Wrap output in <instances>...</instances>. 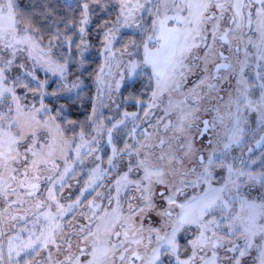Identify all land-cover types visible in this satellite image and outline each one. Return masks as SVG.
Instances as JSON below:
<instances>
[{
  "label": "snow or ice",
  "instance_id": "6c2138e0",
  "mask_svg": "<svg viewBox=\"0 0 264 264\" xmlns=\"http://www.w3.org/2000/svg\"><path fill=\"white\" fill-rule=\"evenodd\" d=\"M109 3L84 0L61 31L43 5L0 0V264H264V0H116L97 100L127 80L150 95L108 125L93 107L89 137L45 101L80 87L90 11ZM122 29L133 38L114 49Z\"/></svg>",
  "mask_w": 264,
  "mask_h": 264
},
{
  "label": "rangeland",
  "instance_id": "374dc122",
  "mask_svg": "<svg viewBox=\"0 0 264 264\" xmlns=\"http://www.w3.org/2000/svg\"><path fill=\"white\" fill-rule=\"evenodd\" d=\"M64 1L68 4L69 3H71V4H74V3L82 4L84 2V0H64ZM114 2L116 5V0H114ZM94 7H96L95 4L94 5L90 4V10L93 9ZM105 12L107 13V11H105ZM94 16H95L94 13L90 11L91 23L87 26V37H86L88 44H89V52L87 55H89L90 57L93 55L94 58H100L101 59V65H102L104 63L103 47L101 46L99 48V47H95V46L91 45L92 39L90 38V35H89V30L94 25L93 24L94 23ZM112 23H115V21L110 22L109 24H112ZM116 35L118 37V42L115 44L114 49H122L123 45L125 43H127V41L129 39L133 38L132 32L129 29H122L121 32L116 33ZM88 66H89V64L86 62L85 67L87 69H88ZM70 71L72 74L68 76V80L66 81V83H68L69 86H70L71 82H74L75 75H77L80 71H83V69L80 68L79 66H74L71 68ZM117 71L118 70L116 69L115 65L113 64V67H112L113 74H115ZM39 76H40L41 80L45 79V75L43 72L39 73ZM47 80H48V87L46 88V91L53 92V91H56L60 87V78L58 76H52L51 74H49L47 77ZM80 80L82 81V83L80 84L79 88L74 89L71 93L64 92L59 98L54 97V96H48L46 98L45 102L48 105L50 103H52V105H49V107H51V108L59 109L60 106H63L65 109V113H67L69 111L68 105L59 103V101H61L62 99L76 98L87 87H91L92 91H93V95H92V100H93V104H94L93 107L97 108L98 115H99V121L102 122L104 125H108L109 118L119 119L120 115H122L123 111H128L123 106V104L129 103L128 100H124V89L127 86V84L132 83L130 80H127L125 82V85L122 86L118 92L112 91L110 93L112 100H115L116 103L121 104V108H119V109H117L113 105L112 100H109L107 96L102 97V99L105 102V106L100 105L99 101L97 100V90H96V84L94 82L95 79L91 80L90 77L87 75L86 71L84 72L83 76L80 77ZM118 80H119V76H117V75H114V77H108L107 78V82L113 86H114L115 82ZM31 95L32 94H29V99H31ZM145 95H146V98H145V100H142V101L146 102L150 93L145 91ZM137 107H138V109L136 112L141 110L139 105H137ZM91 119H96V118L92 117V115H91L90 120ZM80 131H81V129H79L78 127L75 128V133H79ZM84 131L87 134H89V137H90L94 133V126L90 125V128L88 130H84ZM99 139H100V143L104 147V149L110 153V148L105 143L104 137L101 136ZM101 155L103 157L104 163L106 164L107 156L103 152L101 153ZM91 167H92V165H91L90 161H86L83 168H81L80 166H77L75 168L76 175L75 176H69L67 178V183H68V185H70V187L64 188L63 196L60 197L62 202H71L74 198L79 196V191L85 186V181L87 180V175L85 174V172H87ZM99 191L102 192L103 189H99ZM94 195H95V193H93L92 195H89L88 199ZM64 197L68 198L67 201L64 200ZM86 202L87 201H85V203ZM2 207H3L2 204H0V208H2ZM37 259H40V257H37Z\"/></svg>",
  "mask_w": 264,
  "mask_h": 264
},
{
  "label": "trees",
  "instance_id": "16d2710c",
  "mask_svg": "<svg viewBox=\"0 0 264 264\" xmlns=\"http://www.w3.org/2000/svg\"><path fill=\"white\" fill-rule=\"evenodd\" d=\"M20 8L25 12H40V6L48 8L53 15L47 20L44 21L41 17V23H44L46 27H50L52 24H56L61 31L64 30V24L62 23V18L68 20L69 24H72L73 20L76 21L75 27H79V16H80V7L79 3H74L73 8H68L64 0H18ZM94 5V4H93ZM96 8V7H94ZM94 13V25L89 30L90 38L92 39L91 45L95 47H101L103 41V32L101 31L100 25L105 21L114 22L116 15L118 13V8L115 5L114 0H111V3L107 6V13L102 8L97 9ZM89 64L88 70L86 71L87 75L91 80L95 79V72L99 69L101 65L100 58H94L92 55L91 58L87 61ZM142 80V78H141ZM140 90V95H135L137 90ZM134 94L135 99H129V95ZM93 91L91 87H87L83 92L76 98L72 99H62L59 103L67 104L69 111L66 114L68 120H73L77 124L81 125L83 130H88L90 128V117L92 115L93 109V100H92ZM145 90L141 89L140 83L134 84L132 87H125L124 89V100H128L129 103L123 104L127 110H134L137 108L136 99L145 100ZM49 105H52L50 103ZM81 127H78L81 129Z\"/></svg>",
  "mask_w": 264,
  "mask_h": 264
},
{
  "label": "flooded vegetation",
  "instance_id": "af4514ba",
  "mask_svg": "<svg viewBox=\"0 0 264 264\" xmlns=\"http://www.w3.org/2000/svg\"><path fill=\"white\" fill-rule=\"evenodd\" d=\"M137 109H138V107H137L136 109L132 110V111H130V110H128V111H129V112H136V111H137ZM126 110H127V109H126ZM92 198H93V196H92V197H90V198H89V200H90V199H92Z\"/></svg>",
  "mask_w": 264,
  "mask_h": 264
}]
</instances>
